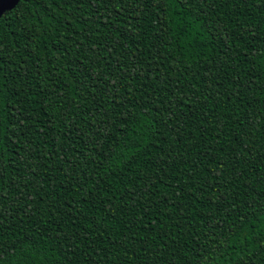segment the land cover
Masks as SVG:
<instances>
[{"label":"trees","instance_id":"trees-1","mask_svg":"<svg viewBox=\"0 0 264 264\" xmlns=\"http://www.w3.org/2000/svg\"><path fill=\"white\" fill-rule=\"evenodd\" d=\"M0 264H264V0L3 11Z\"/></svg>","mask_w":264,"mask_h":264},{"label":"water","instance_id":"water-1","mask_svg":"<svg viewBox=\"0 0 264 264\" xmlns=\"http://www.w3.org/2000/svg\"><path fill=\"white\" fill-rule=\"evenodd\" d=\"M18 0H0V15L3 11L10 9L13 7Z\"/></svg>","mask_w":264,"mask_h":264}]
</instances>
